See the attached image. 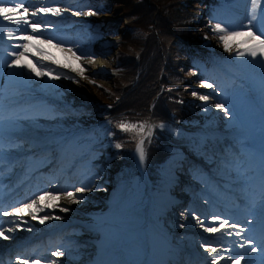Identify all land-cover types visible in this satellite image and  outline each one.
Instances as JSON below:
<instances>
[{
    "label": "rangeland",
    "instance_id": "374dc122",
    "mask_svg": "<svg viewBox=\"0 0 264 264\" xmlns=\"http://www.w3.org/2000/svg\"><path fill=\"white\" fill-rule=\"evenodd\" d=\"M262 3L264 4V0H262ZM150 5H152V10L149 7ZM200 5L201 4L179 6L176 7L173 12H170L167 9H161L160 0H61L58 5L50 2V0H28V3H26L25 6L30 7V11H34L41 7L54 6L71 9V11L65 12L60 17L52 16L51 14L47 16L40 14L37 17H33L34 21L52 23L55 25V27L48 29L45 34L40 37L42 40H49L56 37V39L53 40V43L56 44L60 43V40L67 42L66 40L70 39L68 41H71L72 43H64V47H72L73 50L79 48L80 51L78 52V55H84L85 57L92 56L84 51L93 48L97 42L105 44L104 47H106V50L103 55L95 56L94 61H90L87 58L79 61V63L86 68L85 76L87 79L80 77L77 73L72 72L71 69H65L51 61L43 62L49 68L56 69L53 73L54 75L58 73H66L67 75L75 77V80H69L63 77L59 80H50L48 77L41 78L47 87L56 90L58 93L57 98L59 97L58 100L43 95L34 97L37 94H41V92L34 89H24L18 91L17 94L9 95V99H15L18 96L16 100H21L19 97L24 96L32 97V99L26 103L23 110L14 111V113L13 110H10L9 115L6 118H0V125L9 129V132H6V134H9V139L11 141L20 138L21 134L27 136V139L17 142L20 145H15V147L12 146L13 149L10 150V153L15 151L14 154H18L20 158V160L14 164L15 166L12 167V170L20 171L25 164L31 167L35 166L36 168V165L42 162L39 158L41 155H39V153L34 154L31 151L37 150L38 146L46 145L53 148V156H57L59 152H62V144L56 139L59 136L62 137L59 138L65 139L70 133L74 132L80 134L83 126L88 122L85 115L88 101L98 97L99 94H103V97L106 98L110 89H116V80H118L117 75L120 72L117 55L120 53L122 56L131 57L133 50L129 49L126 43L124 50H122L123 48H120L119 45L120 36L107 35V32L112 28L115 20L121 19L118 21V23H121L120 27H124L127 23L126 21L132 20L130 15H124L125 13L123 12L140 13L148 11V13L151 14L150 16L154 18H156V15H163L164 12L166 17H169L170 19L174 18V22L185 21V19L202 21V23L200 22V25H204L207 34L211 36L212 39H214V43L220 46L221 50H223L222 54L219 55L216 51L210 52L202 49L203 53L201 54L205 55V63L208 65L214 63L212 57L218 61L226 54L234 56L235 49L232 53L224 50L222 42L218 39V34L211 30L209 21L215 23L214 20H218L219 22H226L231 25H239L246 22L252 10L250 0L218 1L216 4L217 9L223 8L224 12H220L216 15V19L212 18L210 13ZM115 7L117 8V11ZM90 8L97 14L91 16L86 15L85 13H87ZM77 11L80 12L81 15L76 16L73 14ZM223 13L226 14L223 15ZM118 16H121V18ZM208 16L210 17L208 18ZM138 22L143 23L142 20H139ZM5 25H7V22H3L0 25L4 32L15 27ZM77 28L81 29L79 33L75 31ZM102 33L105 35H102ZM64 35L66 36L61 37ZM87 35L92 36V38L85 40ZM76 37L78 38V41H74ZM158 37L159 35L156 37L154 48L160 47ZM14 43H23V41L8 40L7 37L0 36L1 58L8 57L6 53L12 51L10 45ZM49 51H51L62 63H75L74 59L71 61L65 60L64 55H62L58 49L49 48ZM152 54L153 53H150L149 55V58L151 59ZM209 54L212 55V57ZM180 57L182 59L184 58L183 53L180 54ZM242 58V60L245 61V58L247 57L245 56ZM11 59H13V57H10L7 62L11 61ZM38 59V57L33 56V61H30L35 63ZM258 61L262 64L257 66V68H260L259 70H264V62H261V59L259 58ZM214 65L217 68L222 67L225 71V73H222L223 86H218L214 90L202 86L200 81L207 77L209 71H216L219 74L220 72L213 66L212 68L209 66L207 68L197 66L198 69H203L204 72L190 78L189 83L191 88L188 92V96L194 100H189V102H193V106H195L196 109H199L202 104H205V102L199 99V95H210L211 100L207 105L218 114L219 125L213 128H202V126H200L198 131L200 133L202 144L190 145L187 154L188 157L193 158L191 162L197 167L192 169L189 166L186 167L185 164H181L176 168L174 178L178 180V184H174L170 191L177 198L175 202L168 207L167 214L163 218V223H154L157 228L167 230L171 236H173V241L181 246V248H190V246H192L198 251V253L205 252L201 247L202 244L205 242H212L207 239V236L211 234L200 228L190 214L186 216L181 215L183 212L190 213L191 211H195L197 216H200L202 219L210 216L207 215V213L200 214L198 200L201 193L200 184H202V179L199 174H197L196 169L213 171L216 179L220 181V179L227 178L229 170L235 166V163L231 165L227 159H234L237 161L235 157H230V155L225 152L222 154L214 151H211L210 153L204 152L203 146L209 148L215 147L213 145L214 139L216 142L221 143L220 139L217 138L218 135L223 134L221 132L241 131L243 134L247 135V141H251H249V143H252L251 147H260L259 136H262L264 128V71L261 73L260 77L257 78L258 74L255 76L254 73H252L256 68H251L248 65H245L246 67L241 66L239 68H234L233 70L223 68L224 66L222 62H220L219 65ZM39 66L40 65L37 64V67ZM5 69L2 70L0 63V83H3L5 79L11 80L13 77V73L7 71L8 68ZM92 81H95V83ZM193 91L199 93V95L193 96ZM69 93H75L77 96L74 101L76 102L74 103V106L73 101L71 100L70 102V108H73L72 110L75 112L63 116L62 113H58V102L67 100L69 98ZM24 100H27V98ZM1 101H3V99L0 98V102ZM215 103H225L226 107H229L232 112L237 109L241 120L245 123H242V125L238 127L233 126L235 129H233V127L228 128L230 127L229 123L232 121V117H227L223 111L214 108L212 105ZM160 108H166V104H162ZM26 122L32 124V130H35L36 132H44L47 136L41 137L42 139L40 141V137L30 135V128L25 127ZM243 127L245 128L244 130ZM1 134L2 132H0V135ZM229 136L230 134L228 137ZM233 137L234 139H237L240 136L238 134H233ZM32 140L34 143L29 144L28 141ZM261 144L264 146V136L261 138ZM234 146L238 149L237 145ZM16 149L20 151V154L16 153ZM256 150L257 149H254V151ZM64 151L65 148L63 152ZM87 155L88 156H86L84 160L85 162H82L84 164L83 175L85 176V180L82 184L76 185V187L73 185L72 189L87 185L92 190L77 194L80 199L79 203L73 202L72 204L70 203L69 198L62 196L61 199L64 198L65 200L59 201L60 207H68L70 210L68 212H63L57 208L39 213V215L47 214L53 217L44 224H41L39 220L31 219L30 216H25L23 219L18 217L20 220L16 218L17 220L13 221L10 227H7L13 228L16 223H20L21 225V227L14 232L16 234L12 235V239L23 237L26 239L28 237L40 236L43 235V232L47 227L59 224L61 225L59 231H57L59 235H52L44 238V240L41 239L44 242H48L49 245V249L43 252V254H46L44 256H47L48 259H40L44 263L91 264L93 261L95 262V257L98 256L96 260H98V263L101 261V264H107L109 262H111V264H159L150 254L146 253V246H143L145 248L144 252L136 251L135 253H131L128 250L129 245L123 237L125 234L134 232L146 235V223L148 221H154L151 215H149V211H147L146 214H141L134 210H128L127 208L125 210L119 209L118 202L122 192L125 190V182L123 179L115 176L116 172L112 168L113 162L111 158L105 153L104 148L97 145L94 146V149ZM65 156L66 155L63 157ZM220 156L224 158H219ZM78 161L79 159H76L75 163H78ZM80 177H82V175H80ZM181 180L182 182L184 180V183H181ZM214 181L216 182V180ZM66 190L50 189L47 191L62 193ZM181 201L185 204H182ZM206 205L207 209L210 210L208 202H206ZM148 209L150 210L151 206H149ZM55 216H60L61 219L57 220L55 219ZM180 224H184L185 227L181 228L179 226ZM209 226H211V224ZM28 229H32V231H29ZM59 238H62V240L57 243L58 245L51 249L53 240ZM11 241L9 240V242ZM58 249L64 251L65 255L62 257L53 255ZM82 250H84L83 252L85 253H83ZM117 258H119L118 263L115 261ZM57 260L58 262L56 263ZM171 260H173V258L169 259V261ZM169 264L176 263L170 262Z\"/></svg>",
    "mask_w": 264,
    "mask_h": 264
},
{
    "label": "trees",
    "instance_id": "16d2710c",
    "mask_svg": "<svg viewBox=\"0 0 264 264\" xmlns=\"http://www.w3.org/2000/svg\"><path fill=\"white\" fill-rule=\"evenodd\" d=\"M198 4L202 5L203 0H160L161 9L170 12L177 6ZM204 6L210 7L209 4ZM149 7L152 10V5ZM115 9L117 11L116 7ZM123 13L130 15L132 20L126 21L124 27H120V23L117 24L115 32L121 33L120 48L124 50L126 43L133 53L131 57L122 56L120 53L117 55L120 65L117 87L109 90L107 102L103 104L96 99L91 103L89 116L95 121L107 118L103 125L108 129L104 132V127L95 128L92 135L97 136L96 138L102 136L105 140L103 148L107 153L114 155L119 168L128 166L131 172L138 174L132 162L134 133H122L116 125L121 120L143 122L152 117L155 127L151 136L146 138V151L150 177L158 188L160 182L168 177L170 168L178 163L179 154L173 151L183 148L186 140L196 137L192 130H186L180 123L197 125L202 121L195 115L198 110L192 108L193 104L189 102L191 99L186 95L189 90L188 73L194 70L190 57L193 46L187 40L199 41L204 47H209L211 42L205 38L204 30L198 27L199 22L193 20L174 22V18L166 17L164 12L161 16L156 15V18L150 16L148 11ZM139 20L143 23L138 22ZM158 35L160 47L154 48ZM180 52L183 53V59ZM150 53H153L152 59L149 58ZM99 98L102 99L103 94H99ZM155 98L156 104L150 109V103ZM162 104H166V108L161 109ZM199 110L203 112V109ZM160 124L164 127H159ZM116 143L123 144V147L117 149ZM137 180L131 181L129 194L136 202L137 195L142 191V197L139 199L141 205L146 199V194L142 189L143 183L140 180L136 182ZM166 244L169 249L172 247Z\"/></svg>",
    "mask_w": 264,
    "mask_h": 264
},
{
    "label": "snow or ice",
    "instance_id": "6c2138e0",
    "mask_svg": "<svg viewBox=\"0 0 264 264\" xmlns=\"http://www.w3.org/2000/svg\"><path fill=\"white\" fill-rule=\"evenodd\" d=\"M50 2L58 5L61 0H50ZM252 5L251 13L247 18L246 22L239 25H231L226 22H218L213 24L209 21L211 30L218 34V39L222 42L223 48L226 52L232 53L235 49V55L237 57H251L253 60L261 59L264 62V6L262 0H250ZM28 0H0V22H7L5 26H15L10 28L7 32L3 31L0 27V36L7 37L8 40L23 41V43H14L10 45L12 51L6 53L8 56L13 57L7 67L10 69H27L29 75H34L38 78L48 77L50 80H59L62 77L75 80L74 76L67 75L66 73H53L56 69L49 68L44 61H51L52 63L62 66L65 69H71L72 72L77 73L80 77L87 79L85 76L86 68L79 63L82 59H89L90 61L95 60V55L87 56L78 55L79 48L73 50L72 47L65 48L63 41L60 43H53L56 37L49 40H42L40 37L45 34L48 29L55 27L52 23H41L34 21L33 17H37L40 14L45 16L51 14L52 16L60 17L65 12L71 11V9H64L59 6L54 7H41L34 11H30V7H26ZM76 16L81 15L80 12L73 13ZM86 15H96L97 13L91 8ZM207 39V36H205ZM47 46V47H46ZM49 48L58 49L65 60L71 61L74 59L75 63L64 62L62 63L56 56L49 51ZM32 54L39 59L33 63L30 62L28 57ZM37 64L40 66L37 67ZM95 83V81H92ZM200 84L208 89H216L218 85L215 82H209L208 79H203ZM193 96L199 95L193 91ZM199 99L205 104H208L211 100L210 95H199ZM214 108L223 111L225 116L231 117L232 113L229 107H226L225 103H215L212 105ZM111 107V105H108ZM117 129L122 133H134L132 139L135 140V152L138 155L139 161L144 163L147 158L146 151V137L151 136L152 126L148 125L147 121L131 122L127 120H121L116 125ZM159 127L163 128L164 125L160 124ZM137 137H139L137 139ZM115 147L121 149L123 144L116 143ZM92 189L85 185L84 187H77L64 192H52L44 190L34 199H30L26 203H20L19 206H14L10 211H0V215L3 216H17L23 219L25 216H30L33 220H39L41 224L52 219L50 215H39V213L45 212V210L59 208L63 212H68V207H60L59 201L62 196L69 198L74 203H79L80 199L77 194H82ZM2 207V205H0ZM191 215L196 223L205 232L210 234H225L229 237L236 236L241 237L242 243H239L238 247L245 251L236 253V259L232 261V264H240V261H245V264H252L249 258V253H260L262 259H264V195L261 200V217L262 223L260 228V239L259 241L255 236H250L248 233L252 231V220H246L244 223L231 222V217L224 218L220 214H212L209 217L201 218L197 216L195 211L183 212L182 216ZM55 219H61L60 216H55ZM245 223L248 225L245 227ZM211 224V226H209ZM181 228L185 227L184 224L179 225ZM21 227L20 223H16L15 227L8 228L7 233L3 228H0V239L10 240L12 239L11 233H14ZM32 231V229H28ZM235 230V231H233ZM243 234V235H242ZM213 243L218 242H205L201 247L211 257L210 264H221L225 257L221 255V252L230 251V249H224L222 247H214ZM53 255L64 256L65 252L57 250ZM41 258H29L25 255H18L16 257L17 264H40Z\"/></svg>",
    "mask_w": 264,
    "mask_h": 264
},
{
    "label": "bare ground",
    "instance_id": "6f19581e",
    "mask_svg": "<svg viewBox=\"0 0 264 264\" xmlns=\"http://www.w3.org/2000/svg\"><path fill=\"white\" fill-rule=\"evenodd\" d=\"M109 15H111V14H109ZM80 28H77V29H75V31L77 32V33H79L80 32ZM78 37V36H77ZM76 37V38H77ZM92 38V36H88L87 35V37L85 38V40H87V39H91ZM104 40V39H103ZM67 42H69V43H72L71 41H68V40H66ZM84 41V40H83ZM105 41V40H104ZM86 42V41H85ZM105 46V44H103L102 42H97L95 45H94V47L93 48H89V49H87V50H85L84 52L86 53H88V54H90V55H95V56H97V55H103L104 53H105V50H106V47H104ZM55 49V48H54ZM83 52V53H84ZM33 56L34 55H32V54H29V57H28V59H29V61L31 60V61H33ZM4 58H9V57H4ZM3 58V59H4ZM30 61V62H31ZM45 62V61H44ZM46 62H50V61H46ZM4 66V65H3ZM2 66V67H3ZM6 67H7V65H5ZM4 68V67H3ZM8 68V67H7ZM94 69V68H93ZM6 70V69H5ZM24 71H22V70H19V69H10V68H8V70L7 71H11L10 73H13V77L11 78V80L10 79H5L4 80V82L3 83H0V92L1 93H3V95H7L8 93H15V92H17V91H19V90H24V89H34V90H36V91H39V92H41V94L40 95H43V96H45V97H51V98H53V99H55V100H58V98H57V96H58V93L56 92V90H53V89H50L49 87H47V85L45 84V82H43L42 80H41V78H38V77H35L34 75H29L28 74V72H27V69H23ZM100 72V71H99ZM3 78V77H2ZM9 80V81H8ZM38 92V93H39ZM40 95H38V96H40ZM76 98H77V96H76V94L75 93H69V98L67 99V100H62V101H60V102H58V108H59V112L58 113H62L63 114V116L64 115H68V114H70V113H74L75 111H73L72 109L73 108H70V102H71V100L73 101V106H74V103H76V102H74L75 100H76ZM65 99V98H64ZM27 100H24V99H17L14 103H10V101H9V103L7 102V103H5V102H3V103H1V108H6L5 106H6V104H11V106H9V108H17V107H22L23 106V104H24V102H26ZM0 108V109H1ZM10 112V111H9ZM104 121L105 122H107V120H106V118H104ZM105 125H99L98 127H96V128H100V127H104ZM25 127H29L30 128V135H33V136H37V137H45V136H47V134L46 133H42V132H36L35 130H32L31 129V127H32V124L30 123V122H26L25 123ZM49 137V136H48ZM229 138H232V139H234V137H233V134L231 135L230 134V136H229ZM13 143V142H12ZM30 143H33V141H30ZM11 144V143H10ZM12 145V144H11ZM96 146V145H95ZM97 146H99V147H101L100 145H97ZM0 147H1V145H0ZM102 148H103V146H102ZM105 150V149H104ZM6 152H9L8 150L6 151ZM15 153V152H14ZM105 153H107L106 151H105ZM3 154H4V152L2 151L1 153H0V156H3ZM135 154H136V152H135ZM11 159H13V162L11 163V164H14L15 163V161H17L18 159H19V156H18V154H14L12 157H11ZM72 186L73 185H71L70 186V188H72ZM261 191V194L262 193H264V189L263 190H260ZM256 193H259L260 194V192L258 191V189L256 190ZM6 195H8V190L7 189H4V196H6ZM23 197H26V195H23ZM29 199V198H28ZM62 200H65L64 198H62V199H60V201H62ZM70 201V203H72L73 204V202L71 201V200H69ZM17 202V201H16ZM15 201H11V202H6V200H4V201H0V205H2V207H0V211H10L11 210V208H8L10 205H12V204H14V203H16ZM17 206H19V205H17ZM6 209V210H5ZM147 213V212H146ZM20 220L17 216H15V215H13V216H3V215H0V228H3L4 230H5V233H7V227H10L11 225H12V223H13V221H15V220ZM255 219H258V216H257V211L255 212ZM259 220V219H258ZM258 229L256 230V227H255V225H254V229H252V231H255L254 233H252V234H249L250 236H257L258 234H256V233H258V231H260V228H261V224L259 225V227H257ZM13 234H16V233H11V235H13ZM256 234V235H255ZM236 237H232L230 240L231 241H235L236 239H235ZM71 242V241H70ZM152 242H153V240H152ZM66 243V242H65ZM68 243V242H67ZM239 243L240 242H238V240H236L235 241V245L236 246H238L239 245ZM83 249V248H82ZM84 250H82V252H83ZM243 251V249H240L239 251H236V253H238V252H242ZM81 252V251H80ZM22 253L24 254L25 252H23L22 251ZM83 253H85V252H83ZM236 253L234 254V255H232L233 257L234 256H236ZM104 254V253H103ZM231 254V253H230ZM84 255V254H83ZM81 256V255H80ZM207 256L210 258V256H209V254L207 253ZM97 257L98 256H96L95 257V262H96V264H101V261H100V263H98V260H96L97 259ZM101 257V256H100ZM115 258V257H114ZM106 259V258H105ZM250 259H251V261H252V263H256V262H258L259 261V259H262V254H260V253H251L250 254ZM117 263L119 262V258H117L116 260H115ZM224 261H230V262H232L233 261V259H228V258H225L224 259ZM56 262H58V260L56 261ZM90 262H92V261H90ZM95 262L93 261L91 264H95ZM109 262V261H108ZM243 261H240V263H242ZM43 262L42 261H40V264H42ZM89 263V262H88ZM194 263H199L198 261H195ZM44 264V263H43ZM104 264V263H103ZM107 264H111V262H109V263H107ZM114 264V263H113Z\"/></svg>",
    "mask_w": 264,
    "mask_h": 264
}]
</instances>
